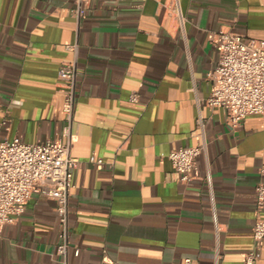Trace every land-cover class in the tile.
<instances>
[{
	"label": "crops",
	"instance_id": "0c3cea01",
	"mask_svg": "<svg viewBox=\"0 0 264 264\" xmlns=\"http://www.w3.org/2000/svg\"><path fill=\"white\" fill-rule=\"evenodd\" d=\"M173 1L88 0L77 19L74 0H0V139H58L80 160L68 198L69 264H214L216 243L218 264H244L254 247L264 264V239L252 235L264 114L231 127L223 107L206 103L216 32L264 38V0H179L184 31L168 14ZM65 61L77 71L71 119L57 76ZM199 115L205 151L183 183L168 154L201 143ZM55 205L32 190L0 227V264H59Z\"/></svg>",
	"mask_w": 264,
	"mask_h": 264
},
{
	"label": "built area",
	"instance_id": "2783aa9c",
	"mask_svg": "<svg viewBox=\"0 0 264 264\" xmlns=\"http://www.w3.org/2000/svg\"><path fill=\"white\" fill-rule=\"evenodd\" d=\"M73 9L79 19L88 0H74ZM168 14L174 19L180 31H184L187 17L179 0L166 6ZM77 44H67L69 50H76ZM215 47L217 62L208 73L211 89L206 103L220 106L225 110L226 122L231 127L240 125L248 114H264V38H246L243 34L230 29L220 28L216 32ZM75 61L62 62L58 67V79L63 92L62 110L71 119L75 103L76 83ZM137 94L129 95L130 101H137ZM201 143L181 145L171 149L168 154L176 180L189 183L194 178L196 158L205 151L204 118L197 117ZM89 161L103 163V159L91 155ZM80 160L70 154L69 143L58 139L29 143L13 139H0V227L10 223L25 209L31 192L41 187L48 197L55 200L58 221V242L55 254L59 264H69V209L68 198L74 187V170ZM261 179L255 187L256 217L252 227L253 238L264 239V164L258 168ZM210 194V207L214 218L215 202L211 175H205ZM216 249L214 264L220 256ZM79 247L73 246L72 253L78 256ZM256 247L243 255L244 264H255ZM182 264H192L186 257Z\"/></svg>",
	"mask_w": 264,
	"mask_h": 264
}]
</instances>
